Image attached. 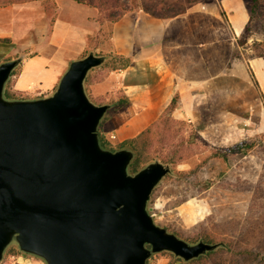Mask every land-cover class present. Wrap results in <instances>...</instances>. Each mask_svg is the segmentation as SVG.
Wrapping results in <instances>:
<instances>
[{"label":"rangeland","instance_id":"rangeland-1","mask_svg":"<svg viewBox=\"0 0 264 264\" xmlns=\"http://www.w3.org/2000/svg\"><path fill=\"white\" fill-rule=\"evenodd\" d=\"M198 1L139 0V3L163 6L169 13H178ZM245 1L252 8L251 17L244 31L235 36L233 63L255 53L264 54V0H257L256 4ZM140 14L148 13L138 8L124 17L136 19ZM113 26L96 8L73 0H28L0 5V62L21 58L5 84L13 92L9 99L50 95L69 62L92 51L106 59L87 74L84 88L92 102L109 103L125 84L128 74L124 70L133 71L135 64L134 57L116 53ZM36 55H40L36 60L47 61L43 72L29 77L32 81L24 88L15 89V76L31 70L35 64L30 58ZM135 55L144 64L141 69H147L144 54ZM126 61L129 65L123 67ZM140 122L134 136L149 127L141 167L155 160L170 166V172L153 189L147 203L153 220L191 243L202 240L197 238L205 232L214 238L211 243L224 240L230 245L231 248L221 249L204 264H264V125L243 148L213 146L201 137L177 93L159 100ZM132 137L107 136L106 148H127L121 144ZM177 258L161 251L152 254L146 264H190ZM0 264L45 262L11 243Z\"/></svg>","mask_w":264,"mask_h":264},{"label":"water","instance_id":"water-1","mask_svg":"<svg viewBox=\"0 0 264 264\" xmlns=\"http://www.w3.org/2000/svg\"><path fill=\"white\" fill-rule=\"evenodd\" d=\"M105 59L71 60L55 90L32 99L3 95L21 58L0 62V261L11 243L45 264H146L161 251L188 261L219 245L153 220L147 203L168 164L130 173L132 150L100 145L110 105L92 102L84 81Z\"/></svg>","mask_w":264,"mask_h":264},{"label":"crops","instance_id":"crops-1","mask_svg":"<svg viewBox=\"0 0 264 264\" xmlns=\"http://www.w3.org/2000/svg\"><path fill=\"white\" fill-rule=\"evenodd\" d=\"M250 17L245 0H199L170 17L123 15L113 23L112 39L116 53L135 61L133 71L124 70L121 93L128 103L114 111L110 106L100 131L132 137L153 105L177 93L207 143L228 148L253 137L264 125V55L232 62L235 36ZM137 52L146 57L147 69ZM39 56L30 58L31 70L15 76V89L43 72L47 61Z\"/></svg>","mask_w":264,"mask_h":264},{"label":"trees","instance_id":"trees-1","mask_svg":"<svg viewBox=\"0 0 264 264\" xmlns=\"http://www.w3.org/2000/svg\"><path fill=\"white\" fill-rule=\"evenodd\" d=\"M23 1H28V0H1L0 5L4 6V5H7L9 3H16V2H23ZM73 1L80 3V4H83V5H87V6L96 8L105 20L112 22V23L121 19V17L125 13H127L129 11H134L138 8L144 9V11L146 13H148L154 17H164V16L167 17V15L174 16V15H177V14L183 12L182 11V12L176 13L175 11H172V12H170L172 14H170L169 12H167V8H164L163 6L152 7V6H145L144 4L142 6H140L141 4L139 3V0H73ZM189 1L191 2L194 0H189ZM252 1L255 4L257 3V0H252ZM172 8H173V6H171L169 9H172ZM251 10H252V8L251 9L249 8L250 14H251ZM233 53H234V50H233ZM262 55H264V54L255 53L251 57L262 56ZM121 58H123V56ZM124 59H126V58H124ZM128 65H129V62L126 61L123 64V67H126ZM13 74H14V71L12 72L11 76ZM9 79H8V81H9ZM12 94H13V92H10L8 90V88L5 86L4 91H3V95L6 98H11ZM109 103H110L111 109H113V108L117 109L116 108L117 105H119L118 108L122 107L123 105H126L128 103V99H127V97H125V95H123V93L120 92L118 95L114 96L113 100H111ZM171 103H173V101ZM148 130H149V127L140 131L136 136L124 140L121 144L122 146H126L127 148H129L130 150L133 151V158L127 167V170L130 173H134L138 169H140L141 164L144 161L143 157H144L145 147L147 144L146 134L148 133ZM98 138H99L100 145L102 147L106 148V145L109 144V139L107 138L106 135H104L100 131L99 127H98ZM245 143L246 142H242L240 144H237L235 146H230L228 148H231V149H237V148H241V147L243 148V145H245ZM166 162L170 163L172 161L167 160ZM198 239H202L203 241L205 240L207 242H211L214 238L204 232L198 236L197 240ZM188 242H191V241H188ZM216 243H218L219 245L215 249L207 251L204 254H202L196 258H193L191 260L182 261V262L190 263V264L195 263V262L197 264H204L208 260H213V255L215 253H218L221 249L231 248L230 245L224 240H217ZM177 259L181 260L180 258H177Z\"/></svg>","mask_w":264,"mask_h":264}]
</instances>
